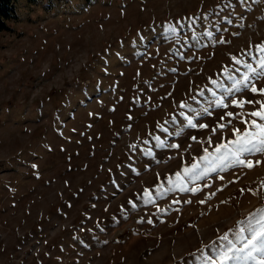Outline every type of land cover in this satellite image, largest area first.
<instances>
[{
  "label": "rangeland",
  "instance_id": "1",
  "mask_svg": "<svg viewBox=\"0 0 264 264\" xmlns=\"http://www.w3.org/2000/svg\"><path fill=\"white\" fill-rule=\"evenodd\" d=\"M12 8L0 31V264H202L213 247L259 246L264 152L243 153L247 167L216 149L264 125L251 115L264 104V0ZM193 164L200 179L185 174ZM252 256L222 264H260L264 251Z\"/></svg>",
  "mask_w": 264,
  "mask_h": 264
},
{
  "label": "snow or ice",
  "instance_id": "2",
  "mask_svg": "<svg viewBox=\"0 0 264 264\" xmlns=\"http://www.w3.org/2000/svg\"><path fill=\"white\" fill-rule=\"evenodd\" d=\"M209 36H211V33H208ZM235 59V58H234ZM239 63V61H236ZM261 64L264 65V60L261 61ZM250 71H255L254 69H250ZM259 75H264V72L260 73ZM248 80V76H245L243 80L236 81L232 88L227 89L228 92H231L232 89H236L239 91V85L244 84L245 81ZM246 86V85H245ZM251 91L253 93L257 92L256 87H252ZM261 92H264V89L260 90ZM248 103H251L252 101H247ZM219 106H224L226 105L223 104V101H217L216 102ZM234 104H237L238 106L242 107L245 101H233ZM186 105H182V107H185ZM207 111V109H205ZM228 116H232V113H227ZM252 116L254 117H260L262 120H264V104L261 105V110L259 111H254L251 113ZM223 119V117H222ZM252 124L254 127H256L259 131L256 134L248 133L245 132L243 135H240L237 137L236 140L230 141L229 144H222L217 147L216 152L221 153V150L224 149V152L222 155L217 156L216 160H219L223 162L224 160L228 159L230 156L234 158L233 163L239 164V165H245L247 167H252V161H245L244 159H241V155L243 153H252V152H264V125L262 124H257L256 121H252ZM188 125L192 128H196L197 124H194L191 119L188 120ZM200 128H207L208 125L206 124H200ZM219 128H224V124L218 125ZM166 131V129H165ZM216 129H213V132H215ZM236 132H239V129L234 130ZM193 140L196 139V137H192ZM158 140V147H171V148H178L179 145L172 144V145H165L163 141H160L159 138ZM229 145H234L235 147H229ZM207 153V150H205ZM151 155V153H148ZM202 159L209 160L208 155H205V157H202ZM209 163H212L210 160ZM199 168L198 164H193L191 169H185V174L192 173L191 179H200L202 175H204V172H198L197 169ZM210 170H215V166H213ZM177 177L179 179L180 174L177 173ZM181 191H189L187 188H181ZM191 191L195 192L198 191V189H190ZM145 197H148V201H151V195L150 193L146 190L144 193ZM203 203V201H201ZM135 207V205H133ZM264 219V218H262ZM151 222V221H149ZM251 227V226H250ZM257 237H264V227H262L260 230H253V239H256ZM252 240H249L245 245L244 248L248 247V244H251ZM244 248H239L236 249L234 245L229 246L226 250L225 249H219L213 247L212 251L216 257V259H213L212 256H201L199 259L202 260V264H222L223 261L227 260H234V261H240V260H248L249 258L255 259V257L252 256V252H262L264 251V240H261L259 242V246H253L252 249L247 252L245 255L241 256L238 255L239 253L244 252ZM230 252H233V255H229ZM260 264H264V260L260 262Z\"/></svg>",
  "mask_w": 264,
  "mask_h": 264
},
{
  "label": "trees",
  "instance_id": "3",
  "mask_svg": "<svg viewBox=\"0 0 264 264\" xmlns=\"http://www.w3.org/2000/svg\"><path fill=\"white\" fill-rule=\"evenodd\" d=\"M13 0H0V31L8 28L7 21L13 16Z\"/></svg>",
  "mask_w": 264,
  "mask_h": 264
}]
</instances>
